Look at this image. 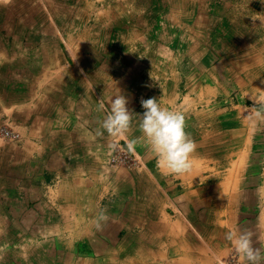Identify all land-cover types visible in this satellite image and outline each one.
I'll return each instance as SVG.
<instances>
[{
    "label": "crops",
    "instance_id": "crops-1",
    "mask_svg": "<svg viewBox=\"0 0 264 264\" xmlns=\"http://www.w3.org/2000/svg\"><path fill=\"white\" fill-rule=\"evenodd\" d=\"M32 1L44 18L76 27L78 43L75 58L54 46L43 60L0 65V118L11 109L22 136L20 144L0 138V264H213L234 251L225 233L241 226L264 248L262 127L246 125L234 104L197 109L200 83L229 100L237 95L229 83L260 77L246 67H260L264 16L246 25L219 5L230 0H206V13L182 11L197 0ZM177 18L192 24L189 46H181V25L166 22ZM120 93L134 113L115 139L143 156L136 169L110 168L112 138L97 134ZM149 98L184 114L195 143L191 172L166 174L140 139ZM214 117L226 120V148L208 134ZM241 147L254 153L234 163ZM219 149L234 163L224 174L212 165Z\"/></svg>",
    "mask_w": 264,
    "mask_h": 264
},
{
    "label": "rangeland",
    "instance_id": "rangeland-1",
    "mask_svg": "<svg viewBox=\"0 0 264 264\" xmlns=\"http://www.w3.org/2000/svg\"><path fill=\"white\" fill-rule=\"evenodd\" d=\"M35 2H33L32 0H0V65L3 66V61H5L6 63H12L13 60L24 62L23 60L27 58H40L43 60L47 57V50L54 49V46L59 49V51H56V55L58 54L57 56H64L66 58L68 57V59H71L72 56L73 58H75L76 50L74 49V46H77L78 43V29L68 24H63L64 20L61 19L44 18L43 16L45 9L40 4V6H38V3ZM183 5L184 7L182 8V11L193 10L194 6H196V11L206 13L212 9L213 3L206 2V0H197L195 4H189L188 6H186V4ZM219 5L222 9H226V12L229 13L231 17L239 16V18L244 20L246 25L247 22L252 25L254 21L253 18L256 17L257 20V17L262 15L264 16V0H230L227 7L223 6L222 4ZM69 22H71V20ZM87 22H93V20H86V25ZM166 22L168 25V22H175L176 25L177 23L178 25H181V46H189V44L191 43V35H189V25L192 26L191 22L189 21L190 24L186 25L188 20H185L184 18H177L174 20L167 19ZM255 49V53L259 54L260 56V67H256L254 70H251L250 74L247 66L246 73L251 76L256 75L257 77H260L256 79L254 83L239 84V88L237 87L236 83H229L228 85L230 89H234V92L236 91L235 94H237L234 98H230L229 100H222V98L219 97L217 98V96H219L218 93L221 92V89L219 90L220 87L218 85L213 84L214 87H212L211 90L207 89L208 87L206 82H203L202 84L200 83L197 86V90L203 93L204 98L199 97L197 99L199 105V107L197 108L198 110H201L202 104L203 106H205L208 103L215 105L216 109L214 110V112H217V110L219 112L221 109L216 103L223 101V104H225V106H229L228 111L230 112L231 109L229 108H231V104H234L237 107L234 111L240 109L242 115H239L238 111H233V113H235L239 119L245 120L246 125H252L249 120L250 113L255 110L252 99L259 98L261 100H264V46H256ZM50 52L48 54H50ZM51 55L52 57H54V53H52ZM215 70L216 68H214V71ZM5 85L6 84H4L3 86ZM240 85H242L243 87H241ZM236 88L238 89L236 90ZM237 91H239V93ZM243 93L244 96H242ZM228 101H230L231 103L229 104ZM12 112L13 111L11 109L7 108L5 110V113H3L4 115H2L0 118V138L5 140L7 143L11 142L12 144H20L22 136L14 128ZM222 119L225 120L224 118ZM213 120L214 130L208 131V134H213L214 131V136H212L213 143L214 145H216L215 147L226 148L225 146L227 144L225 142L226 139L224 138V136L227 135L224 134L225 130L222 129V124L226 120L220 121L216 117H214ZM261 127L262 134L264 135V125H261ZM3 130H12L15 134H17V138L12 139L11 137L4 135ZM123 144L125 145V147H127V144ZM130 148L132 149V152L135 153L131 146ZM245 150L246 149L243 147L237 150V154L233 155L234 157H237L234 163H236V161H238L240 158H243L244 161L246 157H248L249 155H253L254 153V150L247 152H245ZM259 152H261L262 166L264 167V143ZM223 153V149H219V151L215 150V160L220 162L214 161V164H212L214 165V170L220 172L221 174L225 173V171L223 170L229 171L234 166V163L231 164V167L229 166L230 164L228 162H223V160L225 161L224 155H227V153ZM134 155L136 156L135 163L133 162L129 165L112 166L110 162H108L107 165L110 168L112 167L130 169H136L143 166V156L137 153H135ZM199 164L200 163H198V166ZM229 167L230 169L228 170Z\"/></svg>",
    "mask_w": 264,
    "mask_h": 264
},
{
    "label": "clouds",
    "instance_id": "clouds-1",
    "mask_svg": "<svg viewBox=\"0 0 264 264\" xmlns=\"http://www.w3.org/2000/svg\"><path fill=\"white\" fill-rule=\"evenodd\" d=\"M254 19V18H253ZM255 110L250 113L249 120L253 126L264 125V100L252 99ZM128 100L122 94H117L110 101V111L101 122L98 135L106 131L112 138L109 149L117 147L116 137L128 133L133 113L129 111ZM145 109L140 115V139L146 143L154 154L157 165L166 174L183 175L192 170L191 154L195 150V143L185 130V116L183 113L161 106L156 98L142 99ZM104 105H100L103 109ZM225 239L230 242L234 251L245 264H264V248L259 246L258 238L246 227L229 228Z\"/></svg>",
    "mask_w": 264,
    "mask_h": 264
},
{
    "label": "built area",
    "instance_id": "built-area-1",
    "mask_svg": "<svg viewBox=\"0 0 264 264\" xmlns=\"http://www.w3.org/2000/svg\"><path fill=\"white\" fill-rule=\"evenodd\" d=\"M4 135L11 137L12 139L17 138V134H15L12 130H3ZM117 142V147L115 150H112L109 158V162L112 166L116 165H129L131 163L136 162L135 153L132 152V149L123 143ZM213 264H245L244 261L240 258V256L235 252H231L228 256L216 260Z\"/></svg>",
    "mask_w": 264,
    "mask_h": 264
}]
</instances>
